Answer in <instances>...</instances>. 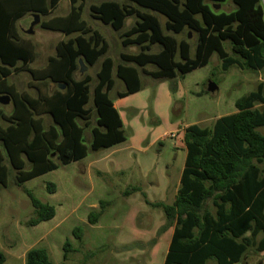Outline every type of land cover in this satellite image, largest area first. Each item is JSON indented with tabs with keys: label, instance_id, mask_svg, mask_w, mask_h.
I'll list each match as a JSON object with an SVG mask.
<instances>
[{
	"label": "trees",
	"instance_id": "trees-1",
	"mask_svg": "<svg viewBox=\"0 0 264 264\" xmlns=\"http://www.w3.org/2000/svg\"><path fill=\"white\" fill-rule=\"evenodd\" d=\"M226 0H106L90 6V17L120 33L121 46L137 47L136 54L120 53V64L107 57L109 45L104 37L81 19L83 2L70 0V11L62 17L41 21V30L60 33L66 40L55 46L40 69H32L37 56L32 39L22 37L18 22L30 15L49 17L60 0H0V95L12 99L9 116L0 112V187L6 188L9 175L14 185L23 184L55 171L60 165L82 160L89 151L110 149L126 140L123 124L109 92L113 73L126 88L119 98L141 88L140 73L155 79L173 80L206 67L216 55L222 72L236 67L241 71L264 70V11L259 0H231L235 10L215 13L211 5ZM159 15L166 20L164 25ZM134 18L123 31L125 21ZM167 32V33H166ZM184 32L196 36L194 53ZM170 33V34H168ZM73 35H76L72 37ZM157 51L153 52V48ZM82 64L93 67L100 61L90 101L92 77L75 78ZM154 66V71L144 68ZM139 69L141 71H139ZM10 70L30 75L37 96L18 92L6 85ZM56 89L49 94L46 87ZM38 85H41L38 87ZM62 86L60 90L58 87ZM210 95L206 90L200 95ZM235 112L217 118L209 128L190 125L181 143L185 161L174 201L148 203L162 210L165 223L160 231L173 228L163 264H246L248 254L264 252V79L256 89L237 99ZM91 140L85 144V130L91 125ZM43 116L53 126L44 128ZM7 159V161H6ZM28 167V168H27ZM48 193L55 186L47 185ZM138 191L132 188L126 195ZM33 209L26 223L35 227L55 216L52 206L35 199L24 190ZM104 211L88 214L95 224ZM80 233L76 228L73 237ZM71 245H63V260ZM5 257L0 252V264ZM25 264H54L45 250L31 249Z\"/></svg>",
	"mask_w": 264,
	"mask_h": 264
},
{
	"label": "rangeland",
	"instance_id": "rangeland-1",
	"mask_svg": "<svg viewBox=\"0 0 264 264\" xmlns=\"http://www.w3.org/2000/svg\"><path fill=\"white\" fill-rule=\"evenodd\" d=\"M98 3L99 0H84L82 19L104 37L109 45L106 56L118 64L120 53L136 54L138 48L122 47L119 32L90 18L89 6ZM69 5L70 0H61L52 16L68 13ZM261 7L264 11V0ZM233 8L231 0L216 7L226 12ZM159 18L163 23L165 18L160 15ZM43 19L47 18L41 17ZM32 20L30 15L25 16L18 22V30L22 37L34 42L37 56L31 67L40 68L49 55L55 54L56 44L68 37L41 30L39 25L28 35ZM133 22V19L127 20L123 31ZM186 35L193 50L196 41L193 33L184 32L176 38L178 41L186 39ZM156 51L154 47L153 52ZM148 66L147 69H156ZM85 67L84 72H76L75 78L80 79L84 74L92 77L91 99L86 107L93 109L92 91L100 62L91 68ZM14 79L19 92L34 94L27 86L31 81L29 74H17ZM263 79L264 70L254 73L233 67L222 72L216 55L206 67L183 78L155 79L140 73V92L123 99L117 98L116 93L123 92L125 86L116 79L109 97L121 115L125 143L113 149L89 151L86 158L60 165L57 170L24 183L23 188L14 185L11 174L6 188L0 187V252L5 257L4 264H25V255L31 249L45 250L54 264H163L172 227L160 231L165 223L163 212L147 202L170 205L179 186L185 161L181 143L184 130L171 133L175 134L174 138L168 132L186 124L211 127L215 118L233 113L235 101L255 90ZM209 83L215 84L217 90L210 95H200ZM3 109L8 113L11 107ZM95 117L93 112L91 125L84 135L86 145L91 140L90 129L95 126ZM48 123L46 118L45 127ZM260 131L264 134V129ZM155 138L157 142L150 144ZM49 184L55 186V193L47 192ZM132 188L138 191L126 195ZM24 190L52 206L54 218L35 227L26 226L34 214ZM100 202L104 203L103 214L97 223L89 224L88 214L99 211ZM76 228L80 229V233H76L80 239L73 237ZM66 241L71 250L64 261ZM246 264H264V257L248 254Z\"/></svg>",
	"mask_w": 264,
	"mask_h": 264
},
{
	"label": "crops",
	"instance_id": "crops-1",
	"mask_svg": "<svg viewBox=\"0 0 264 264\" xmlns=\"http://www.w3.org/2000/svg\"><path fill=\"white\" fill-rule=\"evenodd\" d=\"M61 1V0H60ZM103 1H106V0H99V3L98 4H92V5H99V4H101ZM227 1V0H226ZM225 1V2H226ZM224 2V3H225ZM60 3V2H59ZM59 3H58V5H59ZM224 3H222V4H219V5H211V3L209 4L210 6H212L211 8H213L214 9V11H215V13H222V12H224V13H229V12H226V11H223V10H217L216 9V7H218V6H221V5H223ZM79 4H81V3H78L77 2V4H75L76 6H78ZM58 5H57V8H58ZM91 6V5H90ZM90 6H89V9H90ZM70 7H71V4L69 5V11H70ZM56 8V9H57ZM84 8V7H83ZM55 9V10H56ZM54 10V11H55ZM235 10V6H234V8H233V10H231L230 12H232V11H234ZM54 11L52 12V14L49 16V17H47V19H43V20H41V16H40V22L41 21H47L49 18H52V17H62V16H52L53 15V13H54ZM69 11H68V13H69ZM213 11V10H212ZM213 11V12H214ZM83 12V11H82ZM68 13H66V14H64L63 16H65V15H67ZM45 18V17H44ZM91 18V17H90ZM159 18V17H158ZM81 19H82V15H81ZM129 19H133V20H135L134 18H128L127 20H129ZM83 20V19H82ZM126 20V21H127ZM126 21H125V23H126ZM159 21H160V23L162 22L161 20H160V18H159ZM39 22V23H40ZM134 23V22H133ZM164 23H165V19L163 20V23H161V25H164ZM39 25V24H38ZM167 33V32H166ZM168 34H170V33H168ZM63 35V34H62ZM64 36V35H63ZM76 36V35H75ZM179 36H181V35H179ZM188 36V35H187ZM72 37H74V35L72 36ZM69 38V37H68ZM175 38H176V36H175ZM177 39V38H176ZM188 39V38H187ZM181 40V39H180ZM61 41V40H60ZM191 50H192V47H191ZM193 53H194V49L192 50V53H191V55H193ZM127 54V53H126ZM51 56H53V55H51ZM48 57H50V55L48 56ZM48 57L46 58V63H47V59H48ZM213 57V56H212ZM211 57V58H212ZM36 60V59H35ZM211 60V59H210ZM35 62V61H34ZM33 62V63H34ZM100 62V61H99ZM32 63V64H33ZM46 63L44 64V66L46 65ZM121 63V62H120ZM120 63H118V64H120ZM116 66H117V64H114V68H116ZM30 67H31V64H30ZM149 66H146L144 69L145 70H147V71H154V70H150V69H147ZM32 68V67H31ZM40 68H42V67H40ZM39 67L38 68H32V69H40ZM139 71H141L140 69H139ZM81 72V71H80ZM84 72V71H83ZM20 73H24V72H20ZM20 73H16L14 70H10V72H9V76L6 78V85H8V86H10L11 88H14V90H16V91H18L17 89H16V87H15V76H17V74H20ZM114 73H115V70H114ZM113 73V80H114V84H115V80L117 79L116 77H115V74ZM142 75H144L143 73H141ZM139 76H140V74H139ZM9 81L11 82V83H9ZM121 81V80H120ZM122 84H124V83H122ZM27 86L28 87H30L31 89H33L34 90V94L33 93H30V92H26V93H28L30 96H32V97H36L37 96V91L35 90V88H33V86H35V87H37L35 84H32V80L30 81V82H28L27 83ZM125 86V85H124ZM38 87H40V89H41V85H38ZM60 90H62L63 88H60V87H58ZM56 89V86H54V85H52V84H49L47 87H46V90H47V92L49 93V94H51L54 90ZM126 91V88H125V90L123 91V92H125ZM19 92V91H18ZM123 92H117L116 93V96H117V94L118 93H123ZM138 92H140V90L138 91ZM138 92H136V93H138ZM136 93H133V94H136ZM110 94V93H109ZM133 94H131V95H133ZM0 97H7L8 99H9V102L6 104V105H4V104H0V112L2 113V114H4V115H6V116H9L11 113H12V111H13V104H12V99H11V97H9L8 95H0ZM110 98V97H109ZM117 98H119L118 96H117ZM123 98H126V97H123ZM123 98H119V99H123ZM111 99V98H110ZM113 102V101H112ZM113 105H114V107H115V109L117 110V107H116V104H115V102H113ZM7 107V106H10L11 107V109H10V111L7 113L3 108L4 107ZM117 112H118V110H117ZM235 112V111H234ZM233 112V113H234ZM118 114H119V116H120V119H121V115H120V113L118 112ZM232 114V113H231ZM226 116V115H225ZM220 117H222V116H220ZM43 118V124H44V120L46 119V118H48V120H49V123H48V125H47V127H45V125H44V128L47 130L50 126H53V123H52V121H51V119H50V117H48V116H43L42 117ZM219 118V117H218ZM217 118H215L214 120H213V123H214V121L216 120ZM121 121H122V119H121ZM123 124V123H122ZM0 125H1V127L2 128H6L7 126H8V123H6L5 121H3V120H0ZM213 125V124H212ZM188 126H190L189 124H186V125H183V126H176L175 128H171V131H169L168 133L169 134H171V133H175V132H177V131H183L186 127H188ZM94 127V126H93ZM85 132H86V130H85ZM165 133V132H164ZM164 136H166V134H164ZM157 139L158 138H155L150 144H154V143H156L157 142ZM125 142H126V140H125ZM124 142V143H125ZM89 143V142H88ZM123 144V143H122ZM119 145H121V144H119ZM118 146V145H117ZM117 146H114V147H112V148H110V149H113V148H115V147H117ZM98 160H101V159H98ZM6 161H7V159H6ZM8 162V161H7ZM99 171V170H98ZM162 226H163V224H162ZM169 230V229H168ZM167 230V231H168ZM173 233V228H171V230H170V233ZM172 233H171V236H172ZM168 246H169V244H168ZM261 256H263L264 257V252L263 253H261L260 254ZM238 264H240V263H238Z\"/></svg>",
	"mask_w": 264,
	"mask_h": 264
},
{
	"label": "water",
	"instance_id": "water-1",
	"mask_svg": "<svg viewBox=\"0 0 264 264\" xmlns=\"http://www.w3.org/2000/svg\"><path fill=\"white\" fill-rule=\"evenodd\" d=\"M39 22H40V15L35 14L33 16V20H32V22L30 24V27H29V29L27 31L28 35H32L33 34V27L38 25ZM79 64L82 66L81 72L85 71L86 67L82 64V60H79ZM59 87L63 88L62 86H59ZM216 90H217V86H215V84H213V83H209L208 86H207V89H206V91L209 94H213ZM8 102H9V99L7 97H0V104L6 105Z\"/></svg>",
	"mask_w": 264,
	"mask_h": 264
},
{
	"label": "built area",
	"instance_id": "built-area-1",
	"mask_svg": "<svg viewBox=\"0 0 264 264\" xmlns=\"http://www.w3.org/2000/svg\"><path fill=\"white\" fill-rule=\"evenodd\" d=\"M259 1H260V5H261V0H259ZM170 136H171V138H174L175 134H171Z\"/></svg>",
	"mask_w": 264,
	"mask_h": 264
}]
</instances>
